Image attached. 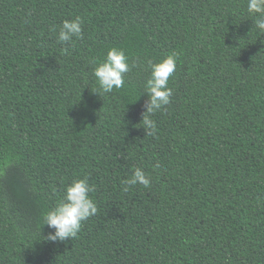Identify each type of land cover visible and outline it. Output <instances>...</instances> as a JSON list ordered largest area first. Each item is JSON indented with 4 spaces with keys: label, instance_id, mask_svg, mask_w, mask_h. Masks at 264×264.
<instances>
[{
    "label": "trees",
    "instance_id": "trees-1",
    "mask_svg": "<svg viewBox=\"0 0 264 264\" xmlns=\"http://www.w3.org/2000/svg\"><path fill=\"white\" fill-rule=\"evenodd\" d=\"M82 34L58 42L65 20ZM247 0H0V264H264V33ZM122 49L124 85L92 74ZM176 53L143 128L148 62ZM141 168L150 187L122 181ZM86 178L65 242L44 214Z\"/></svg>",
    "mask_w": 264,
    "mask_h": 264
},
{
    "label": "clouds",
    "instance_id": "clouds-1",
    "mask_svg": "<svg viewBox=\"0 0 264 264\" xmlns=\"http://www.w3.org/2000/svg\"><path fill=\"white\" fill-rule=\"evenodd\" d=\"M247 11L254 17V25L260 33H264V0H247ZM82 34V20L78 17L74 20H65L60 26L58 42L68 43L73 37ZM176 53H172L163 60L153 63L148 62L150 69L149 78L144 89L148 96L143 113V128L148 135L155 131V122L150 116L157 110L170 103L172 89L168 87L169 78L176 70ZM92 70L98 89L97 93H111L114 89H120L124 85V74L129 69L128 57L122 49L111 48L102 62L96 63ZM150 178L137 167L131 176L122 181L124 191L130 186L142 185L150 187ZM93 191L87 179L73 180L65 188L63 197L55 207L44 214V225L52 229L44 239L48 242H65L78 236L83 222L97 214L98 208L89 193Z\"/></svg>",
    "mask_w": 264,
    "mask_h": 264
}]
</instances>
